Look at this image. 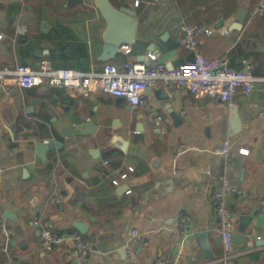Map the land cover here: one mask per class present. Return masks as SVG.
<instances>
[{
    "label": "crops",
    "instance_id": "obj_1",
    "mask_svg": "<svg viewBox=\"0 0 264 264\" xmlns=\"http://www.w3.org/2000/svg\"><path fill=\"white\" fill-rule=\"evenodd\" d=\"M110 1L137 13L133 61L152 65L156 55L169 66L184 64L191 51L180 43L183 26L206 24L215 33L200 37L202 54L226 57L233 68L250 58L254 92L239 90L229 104L159 83L144 92L145 104L135 106L121 96L87 95L45 80L0 86V224L13 230L14 264H81L72 242L42 247L40 229L29 224L35 216L57 234L87 223L86 264H224L211 200L221 173L244 191L226 199L235 242L227 264H264V15L250 21L259 0H143L137 7ZM241 9L246 17L240 26ZM106 27L96 0H0V68H36L45 58L54 67L85 72L107 62L120 65L126 58L121 47L114 58L100 60ZM234 105L241 120L236 133ZM226 139L233 144L229 155L215 154ZM56 140L63 145L49 149L46 160L36 155V142ZM129 166L130 179L114 185L115 171ZM6 209L14 219L4 216ZM187 213L193 220L183 233ZM135 229L148 244L135 238ZM237 232L247 233L243 242H236ZM2 239L0 230V264Z\"/></svg>",
    "mask_w": 264,
    "mask_h": 264
},
{
    "label": "built area",
    "instance_id": "obj_2",
    "mask_svg": "<svg viewBox=\"0 0 264 264\" xmlns=\"http://www.w3.org/2000/svg\"><path fill=\"white\" fill-rule=\"evenodd\" d=\"M131 6L141 5L143 0H125ZM264 15V0L251 9L250 21ZM215 29L206 24H185L180 43L189 51L194 52L192 61H187L178 66H169L162 61H157L156 55L151 59L156 60L152 65L146 62H136L130 58L131 46L123 45L121 50L126 56L122 64L107 62L99 71H80L71 68L54 67L50 59H42L36 68L27 64L6 65L0 68V86L22 87L25 85H37L46 81L51 86H66L83 94H91L94 91L121 96L135 106L145 104L144 92L159 83L163 84L171 92L181 87L187 88L192 94L219 99L222 102L234 104V97L242 92L250 96L255 89L257 80L253 72V62L250 58L241 59V67H231L226 57L207 58L199 49L200 37L211 36ZM2 35H0V38ZM233 148L230 139L224 140L215 150V154L226 157ZM108 160L104 163L108 164ZM133 166L115 171L112 178L114 185H120L130 179ZM127 192H131L130 189ZM243 189L226 173H221L217 178V186L213 191L211 200L213 211L219 220V230L223 244L221 261L227 264L234 256V228L233 213L226 204L229 195L241 196ZM192 216L187 213L182 216V232L187 233L192 223ZM33 227L40 229L41 245L45 250H53L58 245L72 242L78 254L79 262L86 264L89 259V242L80 231L64 232L57 234L45 223L43 218L35 216L29 222ZM3 236L1 248L4 253L2 264H14L15 254L11 251L10 240L13 230L5 221L0 224ZM135 238L148 244L146 237L133 230ZM127 264H138L129 262ZM155 264H181L178 260L160 259Z\"/></svg>",
    "mask_w": 264,
    "mask_h": 264
},
{
    "label": "water",
    "instance_id": "obj_3",
    "mask_svg": "<svg viewBox=\"0 0 264 264\" xmlns=\"http://www.w3.org/2000/svg\"><path fill=\"white\" fill-rule=\"evenodd\" d=\"M96 4L107 21V27L104 35L103 52L100 56V60L107 61L114 58L118 54L121 46L129 45L134 42L137 26V13L134 9L127 6L116 8L110 0H96ZM245 17L246 10L241 9L237 18L238 25H243V23L245 22ZM194 57V52H191V55L188 60L192 61L194 60ZM165 97L170 100V93H166ZM171 111L173 112V109H171ZM233 122L235 125V130H233V132L236 133L239 131V127H241V120L239 118L236 105L233 106ZM151 126L156 127L153 123H151ZM88 127L89 129H95L97 127V124H95L93 121H90L88 122ZM62 145L63 144L59 140H56L54 142H36V155L39 156L41 159L46 160L47 151L49 149L55 147L59 148ZM4 216L10 219L15 218V214L8 209L4 211ZM74 226L83 234H86L89 229V225L81 221L75 222ZM246 237V232L235 233L236 242H243ZM121 251H124L123 248L121 249Z\"/></svg>",
    "mask_w": 264,
    "mask_h": 264
}]
</instances>
